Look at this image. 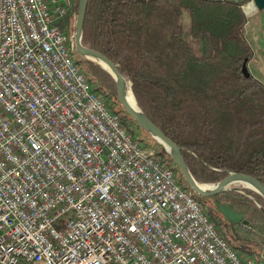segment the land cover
Returning <instances> with one entry per match:
<instances>
[{
	"label": "built area",
	"instance_id": "2783aa9c",
	"mask_svg": "<svg viewBox=\"0 0 264 264\" xmlns=\"http://www.w3.org/2000/svg\"><path fill=\"white\" fill-rule=\"evenodd\" d=\"M74 2L0 0V264H264L95 90Z\"/></svg>",
	"mask_w": 264,
	"mask_h": 264
},
{
	"label": "trees",
	"instance_id": "16d2710c",
	"mask_svg": "<svg viewBox=\"0 0 264 264\" xmlns=\"http://www.w3.org/2000/svg\"><path fill=\"white\" fill-rule=\"evenodd\" d=\"M78 1L74 2L75 13ZM183 16L188 24L183 23ZM245 23L235 3L88 0L82 45L117 66L131 83L139 108L182 150L199 184H216L232 172L249 175L264 185V84L242 73L243 63L252 56ZM78 61L95 90L106 98L110 93L116 96L109 73L99 65ZM115 112L129 129L133 119ZM158 153L178 172L164 149ZM243 191L262 205L264 213L263 198ZM241 197L240 204L261 212L251 198ZM198 199L202 205L208 200L228 203L220 194ZM207 215L218 227H225L223 235L235 250L255 256L256 248L240 239L234 226L222 222L221 214L210 207Z\"/></svg>",
	"mask_w": 264,
	"mask_h": 264
},
{
	"label": "water",
	"instance_id": "95a60500",
	"mask_svg": "<svg viewBox=\"0 0 264 264\" xmlns=\"http://www.w3.org/2000/svg\"><path fill=\"white\" fill-rule=\"evenodd\" d=\"M251 2L253 3L256 10H264V0H251ZM87 4L88 0L78 1L75 30L72 34V43L74 46L75 55L78 56L79 59L98 64L107 73L111 75L115 83L116 98L121 108L127 113V115H129L133 119V121L141 130H143L144 132L149 134L153 139H155L169 154L170 158L178 169V172L181 175L183 182L192 191V193L200 199H207L219 195L221 193L237 191V188L230 187L234 184H237L238 182H242L248 185L243 186L244 189L251 190L264 199V185H262L258 180L254 179L249 175L228 172L227 176L222 181L216 184H211L213 188L209 190H204L202 186L205 184H199L194 180L188 169V166L185 163V160L182 155V150L168 137H166L164 133L152 121L148 119V117L142 112V110L137 105L135 98V105H131L127 101L126 96L124 94V86L127 83L123 76L120 74L117 66L114 65L102 53L88 49L82 45L81 39ZM89 57L96 59L97 62L90 60ZM242 73L246 78L250 75L246 62H244L242 65ZM129 87L131 90V83H129ZM216 210L232 226H237L239 224L246 226L248 223L246 220L243 219L242 215L234 211L231 207L226 204H219L216 207Z\"/></svg>",
	"mask_w": 264,
	"mask_h": 264
},
{
	"label": "rangeland",
	"instance_id": "374dc122",
	"mask_svg": "<svg viewBox=\"0 0 264 264\" xmlns=\"http://www.w3.org/2000/svg\"><path fill=\"white\" fill-rule=\"evenodd\" d=\"M261 13H260V11H258L256 9H254L253 13L248 17L243 13V15L246 19V23L244 25V30H245L244 35H245V39L247 40V42L250 45L251 50H252V56L247 63V68H248V72L253 77L257 73L256 72L257 69H255L256 68L255 66L258 65L260 62L264 61V43L260 41L262 39L261 31H262V27H263L262 26V18L260 17ZM76 15H77V13H75V17H74L73 21L70 22V25H69L70 34L74 33V30H75ZM182 20H183L184 24H188L187 16H183ZM263 23H264V21H263ZM76 58L78 61L79 57L77 56ZM81 60H83V59H81ZM86 62H88V61H86ZM90 63H92V62H90ZM92 64H96V63H92ZM96 65H98V64H96ZM250 65H251V68H249ZM83 70L86 73V75L89 77V73L87 71H85L86 70L85 67L83 68ZM126 83L129 85V82H126ZM115 93H116V91H115ZM107 101H108V104L110 105V107H112L114 109V111H119L123 115H127V113L119 105L116 96L114 97L112 95V93H110V97H107ZM129 127L132 130L133 134L137 138L143 140L145 143L154 145L155 147H157L158 150L161 148L163 149V147L155 139H153L149 134H147L146 132L141 130L136 125V123L134 121L131 122ZM178 176H179V173H178ZM179 179H180V177H179ZM212 184H214V183H212ZM208 185H211V184H208ZM230 188H237L238 190L221 193L220 195H224V198L228 200V203H226V205H228L234 211H236L237 213L242 215L243 219L248 222V224L246 226L239 224L237 226H234L233 228H234L235 232L239 235L240 239L250 242V244L254 248H256L257 253L255 254V256H258L259 254H261V252H264V213L261 211V209L263 210V207L258 201L251 198L246 192L243 191L242 185L234 184ZM245 195L248 196L249 198H251V200H253L252 202L254 204V208L256 207L257 209H259L261 211L260 213L253 211V208L246 207V206L239 203V202H242L241 196H245ZM218 205H219V203L212 202V201L208 200L205 202V204L203 206L205 207L206 212L209 211L210 207H211L212 212H217L216 207ZM223 221H226L224 219V217H223L222 222ZM219 228L221 230H225V227H223V225H220Z\"/></svg>",
	"mask_w": 264,
	"mask_h": 264
},
{
	"label": "bare ground",
	"instance_id": "6f19581e",
	"mask_svg": "<svg viewBox=\"0 0 264 264\" xmlns=\"http://www.w3.org/2000/svg\"><path fill=\"white\" fill-rule=\"evenodd\" d=\"M253 10H254V7H253L252 4L248 5V7L246 8V12H248V13L253 12ZM89 59L92 60V61H94V62H97L96 59H94V58H92V57H89ZM124 94H125V96H126L127 101H128L131 105H135V100H134L133 94H132V92H131L130 87H129L128 84H126V85L124 86ZM237 184H240V185H242V186H248L246 183H242V182H241V183L238 182ZM202 188H203L204 190H209V189H212L213 186H212V185L205 184V185L202 186Z\"/></svg>",
	"mask_w": 264,
	"mask_h": 264
},
{
	"label": "crops",
	"instance_id": "0c3cea01",
	"mask_svg": "<svg viewBox=\"0 0 264 264\" xmlns=\"http://www.w3.org/2000/svg\"><path fill=\"white\" fill-rule=\"evenodd\" d=\"M260 13H261L260 17L262 18V26H263L262 31H261L262 39L260 41L264 43V25H263L264 24L263 23V21H264V10L260 11ZM255 67H256L255 69H257V71H256L257 73H256V75H254V77L256 79H258L261 83L264 84V61L260 62ZM249 68H251V65L249 66Z\"/></svg>",
	"mask_w": 264,
	"mask_h": 264
}]
</instances>
